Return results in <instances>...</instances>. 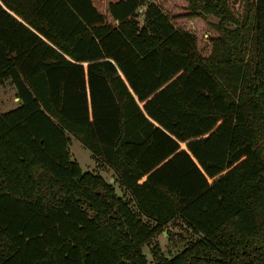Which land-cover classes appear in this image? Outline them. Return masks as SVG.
Instances as JSON below:
<instances>
[{"label": "trees", "instance_id": "obj_1", "mask_svg": "<svg viewBox=\"0 0 264 264\" xmlns=\"http://www.w3.org/2000/svg\"><path fill=\"white\" fill-rule=\"evenodd\" d=\"M7 79L0 264H264V0H0Z\"/></svg>", "mask_w": 264, "mask_h": 264}, {"label": "rangeland", "instance_id": "obj_2", "mask_svg": "<svg viewBox=\"0 0 264 264\" xmlns=\"http://www.w3.org/2000/svg\"><path fill=\"white\" fill-rule=\"evenodd\" d=\"M142 21V17L139 18ZM180 23H184L187 21L182 18L179 19ZM195 19L193 18V22H186L189 24V28L195 29L200 38L201 51L203 54L209 52V42L208 37L209 33H213L208 20H215L213 17H208V19ZM16 90L9 80L8 82H4L0 84V112L8 111L19 103V99L16 98ZM71 144L69 146L70 154L72 158H75L81 165L83 170H91L96 173L101 174L106 180L113 183L116 192L119 195H124L129 197L128 193L124 190L120 182L116 179V174L113 169L107 164L103 163L100 159L95 158L90 149H88L85 145L80 142L78 138L71 135ZM183 147V145H182ZM169 232L172 235V240L168 239L167 232H163L157 236V241L163 250L164 254H170V250L182 247L189 239L192 238L191 232L187 230L185 227L180 225L170 224L168 226ZM194 237V236H193ZM196 237V236H195ZM170 249V250H169ZM146 254L148 258L151 259L150 247H145Z\"/></svg>", "mask_w": 264, "mask_h": 264}, {"label": "crops", "instance_id": "obj_3", "mask_svg": "<svg viewBox=\"0 0 264 264\" xmlns=\"http://www.w3.org/2000/svg\"><path fill=\"white\" fill-rule=\"evenodd\" d=\"M9 81V79H7V80H5L4 82L6 83V82H8ZM4 82H2V83H4ZM2 83H0V84H2ZM16 98H18V97H16ZM165 232V231H164Z\"/></svg>", "mask_w": 264, "mask_h": 264}, {"label": "water", "instance_id": "obj_4", "mask_svg": "<svg viewBox=\"0 0 264 264\" xmlns=\"http://www.w3.org/2000/svg\"><path fill=\"white\" fill-rule=\"evenodd\" d=\"M185 144V143H184ZM182 148H185L186 149V146L185 147H182Z\"/></svg>", "mask_w": 264, "mask_h": 264}]
</instances>
